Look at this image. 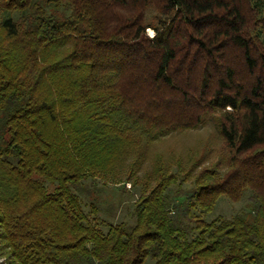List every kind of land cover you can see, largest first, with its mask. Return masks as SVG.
<instances>
[{
  "label": "trees",
  "instance_id": "1",
  "mask_svg": "<svg viewBox=\"0 0 264 264\" xmlns=\"http://www.w3.org/2000/svg\"><path fill=\"white\" fill-rule=\"evenodd\" d=\"M211 113L224 174L134 178L141 137ZM129 181L134 221L104 222ZM245 189L250 218L204 219ZM0 229L6 264H264V0H0Z\"/></svg>",
  "mask_w": 264,
  "mask_h": 264
},
{
  "label": "rangeland",
  "instance_id": "2",
  "mask_svg": "<svg viewBox=\"0 0 264 264\" xmlns=\"http://www.w3.org/2000/svg\"><path fill=\"white\" fill-rule=\"evenodd\" d=\"M155 13L152 8H148L145 12L146 20L157 22L154 16ZM146 34L152 37L154 30L147 28ZM217 115L218 113H211L203 118L200 125L196 128L176 130L164 136H155L156 139L152 140L144 136L141 137L139 143L141 150L145 151V157L134 178L137 177L138 182H143V175L146 172H153L154 167L162 160L178 177L176 178L175 185H171L168 190L171 193L173 192V194H183L192 189L195 176L205 168L214 170L220 173V175L224 174L229 164L230 154L224 140L214 125ZM132 160L130 159V162ZM186 171H189L191 174L187 179H184L183 173ZM140 183L132 186V182L129 181L122 182L116 186H108L104 190V197L101 200L104 201L103 205L105 208L108 209V204L115 207V215L114 217L104 215V220L101 217L103 213H99L100 219H103L104 222L127 221L132 223L134 221L132 208L138 195L137 190ZM250 193V189H245L237 200L228 199L224 195L220 196L213 209L208 213H204V219L210 221L215 218H229L241 212H244V215L250 218L252 215L248 199ZM84 209L86 211L89 209L86 201ZM101 228L104 231L106 230V226H101ZM8 251L7 249H2V245L0 244V264H6L8 261L6 255ZM152 262V260H146L144 264H152Z\"/></svg>",
  "mask_w": 264,
  "mask_h": 264
}]
</instances>
